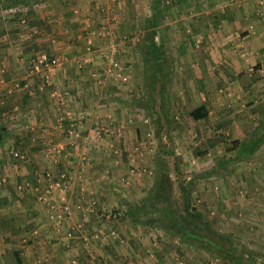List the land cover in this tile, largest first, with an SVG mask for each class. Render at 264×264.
<instances>
[{
  "label": "crops",
  "instance_id": "crops-1",
  "mask_svg": "<svg viewBox=\"0 0 264 264\" xmlns=\"http://www.w3.org/2000/svg\"><path fill=\"white\" fill-rule=\"evenodd\" d=\"M3 1L0 0V107L5 106L3 124L11 131L4 144L11 147L10 152L14 144L22 145L26 140L36 145L58 141L71 145L64 153L63 168L57 174L51 168L37 167L36 160L47 159L48 152L31 151L30 147L26 161H33L29 160L27 165L18 163L6 169L5 157L0 160V177L3 183L7 181L6 186H2L0 181V264H168L160 258L163 254L161 249L147 246V235L142 228L137 232L131 230L133 225L131 218L128 219L125 214L124 200L117 199L114 193L117 189L109 181L106 166L113 162V158L107 148L114 138L109 134L104 136L108 129L98 131V126L108 128L111 125L108 120L104 124L102 117L107 113L109 117L112 108L92 101V98L88 102L67 104V108L51 103L52 90H55L53 85L70 89L73 99L78 95L83 100L85 96L95 95L99 88L95 83H100L101 78H114L105 71L111 64L108 45L112 43L118 47L113 48L117 53L115 60H127V54L123 52L128 46L122 47V43L129 40L123 42L121 38L129 37L122 33L131 34L137 28L145 32L151 9L138 22V18H135L138 13L134 14L130 9L137 5V0H17L12 6H6ZM194 3L195 0H171L169 4L165 0L160 11L156 12L159 18L156 43L158 36L165 47L168 43L171 46L170 38L173 44L175 39L176 44H172L168 55L173 62L186 63L182 54H191L186 51L192 37L182 36L183 31L188 30L186 26L193 28L196 23L192 18L198 10ZM10 12L15 14L12 16ZM182 13L187 17L174 20L173 17L184 15ZM249 14L252 13L244 6H226L220 10L218 21L213 26L229 30V23H233L236 29L234 33L240 31L243 35L245 29L240 30L241 23ZM179 20L180 25L176 30L175 24L169 25ZM204 21L202 27H209L211 22ZM254 23L255 30L246 36L254 37L258 44L256 48L242 40H237L239 44H233L230 40L220 39V55L217 54L215 59L210 48L209 53L203 52L201 61L192 57L191 65L188 61L181 67V77L184 76L185 81L187 76L190 77V81L186 82L189 93H195V86L201 89V94L207 93L202 83L218 77L212 74L218 61L219 64L223 63L225 69V74L219 76L221 83L240 89V77H247L251 73L241 72L244 71L243 58L250 55L249 52L256 55V61L260 64L251 75L258 79L252 81L250 87L257 88L264 83V29L260 30L264 27H260V22ZM101 28L114 32V37L96 38L92 35ZM89 36L94 39L93 50L86 53ZM142 36L138 38L136 35L132 39L141 41ZM201 41L202 45L205 41L211 47L204 38ZM214 45L217 47L216 42ZM243 45L245 48L239 49ZM234 46L235 53L232 51ZM119 47L123 49L119 51ZM41 54H46L49 60L56 58L58 65L51 68L43 64L37 66ZM77 58L81 59V65L75 64ZM140 65L144 73L143 61H140ZM188 68L194 75L195 86L190 83L189 71H184ZM13 85L18 88H13ZM45 85L51 86L46 88ZM9 99H12V104H7ZM92 129H95L94 133ZM71 130L73 133H70ZM36 145L32 146L35 148ZM62 204L70 208L66 218L58 222L51 220V210ZM5 211L11 215V220L8 219L10 215L5 216ZM68 231L72 232V236L67 235Z\"/></svg>",
  "mask_w": 264,
  "mask_h": 264
},
{
  "label": "rangeland",
  "instance_id": "rangeland-1",
  "mask_svg": "<svg viewBox=\"0 0 264 264\" xmlns=\"http://www.w3.org/2000/svg\"><path fill=\"white\" fill-rule=\"evenodd\" d=\"M168 1L170 4L171 0ZM3 2L7 4L6 0ZM149 2L150 0H137V5L132 6L133 8L130 7L132 13H138L135 17L138 18V22L141 16L149 14L148 9H151L152 0L151 3ZM195 2L194 5L198 10L192 18L196 20V23L193 28L190 25V28L186 26L188 30H184V36H182L183 38H187V35L192 37V41L189 43L192 47L188 46L186 51L187 53L191 52V54H182V58L184 57L187 61L186 63L183 62V59L184 64L180 61L175 62V60L173 62L168 56L171 52L170 47L176 44L175 39L173 40L175 44H173L172 39L167 35L166 38H170L168 41L171 46L167 42L168 46L165 47L164 42L158 36V44L164 51V59L160 61L158 68L163 69L164 71H161L165 72L168 77L165 83L168 91L165 98L161 100L168 118L163 119L164 125L159 134H157V125L154 122V111L152 112L150 109L152 104L148 92L150 89L146 85L145 74L141 71L140 61H143L144 56L140 51L141 41L133 40L136 35L138 38H141V34L144 36V32L139 28L131 34H129L130 32L122 33L129 38L122 39V37L121 41H129L122 43V47L127 45L128 48L124 47L126 51L123 52V54H127V60L120 61L121 63L118 61L122 66L121 77H109L106 80L101 78L100 83H95L99 86L95 95L85 96L83 100L78 95L73 99L74 97H71L73 92L70 89H62L58 85H53L55 90H52L54 95H52L51 103L63 105L67 108V104L88 102L92 98V101H98L99 104L112 108L109 117L108 113L103 117L100 115L104 120V124L108 120L111 121V125L108 128L106 126L101 128L99 125L100 130L98 131L104 132L108 129L104 136L109 134L114 138V141L108 145L109 147H106L112 155L110 157L113 158L112 165L110 163L106 166V169H108L109 181H112L113 186L117 189L114 193L117 199L124 200L126 211L130 205L136 206V204L142 203L153 186L157 166L161 162L160 166L167 169L170 174V203L175 209L182 211L181 190L178 179L192 180V205L202 212L204 218L211 223L213 230L224 236H229L230 241L233 243V252L243 259L249 258L247 264H264V137L251 153L243 155V157L238 155V146L232 144L233 141H237L245 146L250 145L261 134L260 124L264 123V83L257 86V88L247 86L251 80L250 78H252L248 75L247 77L241 76V80H238L241 86L240 89L232 87L231 84H223L219 76L225 74V69L223 63L219 64L218 61L213 69L215 72L212 73L214 77H218L202 83V87L207 88V93H200L201 89L195 86V80L192 79L194 76L192 71L190 72L189 68L184 69L185 72L189 71L190 83L195 86V93L192 94L187 91L186 83L190 81V77L187 76L185 81L184 76L181 77L179 73L182 70L181 67L188 64V61H190V65L192 64L190 58L196 57L201 61L203 52L209 53L210 48L214 59L217 54L220 55L218 43L220 39L230 40L233 44H239L237 40H242L248 46L252 48L255 46L256 48L258 44L254 37L251 35L246 36V34L255 30L254 26L256 25L254 22H260V27H264V0H195ZM226 6L232 8L244 6L249 13H252L248 17L246 16L248 19H243L241 23L240 30L245 29L243 31L245 34H240V31L235 34L236 29L233 23H229V30L213 26L215 21H218L220 10ZM180 8L182 11L183 7ZM203 10H206V12L203 13ZM10 14L13 16L15 13L10 12ZM186 15L173 18L176 20L187 17ZM204 20H209L212 25L210 24L211 26H206V28L202 27L204 26ZM175 22L169 23V25L175 24L176 30L180 25V20ZM262 29L264 28L260 30ZM175 30L171 32L174 34ZM108 32L107 37H114V32ZM167 32L169 33V31ZM243 36L246 37L242 38ZM163 38L166 40L165 37ZM202 38L207 40L211 47L205 41L202 45ZM209 40L211 41L209 42ZM215 42L217 47L214 45ZM244 46L242 48L239 46V49L243 50ZM114 47L112 43L108 45L109 55L110 50ZM115 48L118 49V47ZM121 48L119 47V51ZM235 49V46L232 47L234 53ZM92 50L93 48H91ZM86 53H88V50H86ZM249 53L250 55L243 58V66L241 64L244 70L241 72L244 74L255 72V67L259 64L256 61V55ZM112 56H117V53ZM196 58L195 60H197ZM76 61L75 64L81 65V59L77 58ZM221 71L223 72L221 73ZM19 86L22 85L19 84ZM45 86L49 88L51 85ZM12 87L18 88L14 85ZM69 98H71V101ZM154 99L157 108L160 103V96L157 92L154 93ZM8 101L7 104L13 103L12 99ZM201 103L208 106L209 116L204 120L194 121L189 117L188 111L192 106ZM5 112L0 113V123H3L2 118L6 115ZM92 130L94 133L95 129ZM70 133H73V131L71 130ZM208 138L218 139L216 145L210 148L205 156L197 157L193 152L194 148L201 146L204 149L207 144L205 141ZM32 145H36V143L33 141L30 143L26 140L22 145L20 143L14 144L11 152V147L9 146V148L8 144L1 145L0 160L5 157L3 161H7L4 163L6 169H8V166L13 167L18 163L27 165V163L32 162L31 159L26 161L30 154L28 151L30 147L31 151L33 149L42 150L44 154L48 152L47 159L36 160V165L41 169L44 167L51 168L57 174L58 170L61 171L63 168V156L65 151L68 150V145L71 144L58 141L40 143L35 148ZM14 152H18L22 157L15 156ZM178 156L181 157V160L178 162L180 176L177 177L175 163ZM106 178H103V180ZM1 179L2 176L0 177L2 186H6L7 181L3 183ZM156 200L154 199V201ZM158 203L159 207L162 206V203L159 201ZM9 215L6 212L5 216ZM127 216L128 219L131 218L129 215ZM158 216V213L152 211L147 214H140L142 221L140 223L133 222L130 219L133 225L131 230L137 232L142 228L147 235V246L152 249H161L163 254L160 258H163L164 263L240 264L238 260H230L233 253H224L223 255L226 256L221 257L219 256V254H222L221 250L214 249L207 242H197L189 238L183 240L179 234H174L171 230L167 231L158 224H145L146 218ZM8 219H12L11 215Z\"/></svg>",
  "mask_w": 264,
  "mask_h": 264
},
{
  "label": "trees",
  "instance_id": "trees-1",
  "mask_svg": "<svg viewBox=\"0 0 264 264\" xmlns=\"http://www.w3.org/2000/svg\"><path fill=\"white\" fill-rule=\"evenodd\" d=\"M6 6L15 5L17 0H6ZM165 0H152L151 5V15L147 18V22L145 26L147 30L144 32V36L140 43V51L143 56V64H144V74L146 79V85L150 89V99L151 106L150 109L152 112L154 111L155 118L154 122L157 125V134H159L160 129L163 128V119L168 118L167 113L163 108V98L167 94V74L162 72L158 66H160V61H162L163 53L162 47L156 43L155 36L157 34L156 27L159 24V18L156 12L160 11L162 2ZM257 68V66H256ZM164 71V70H163ZM162 72V74H161ZM253 73V72H252ZM252 73L249 74L251 80L248 83V86L251 85L252 81L258 79V77L251 76ZM161 74V75H160ZM247 76V75H245ZM162 80V81H160ZM157 92L160 96V103L158 107H155L154 103V93ZM5 110L4 107H0V113ZM188 115L194 121L204 120L209 116V108L205 103L194 105L188 111ZM261 126V134L255 138L250 145H244L237 141H233V145H237V149L239 150L238 155H248L252 152V150L256 147L258 143L262 141V137H264V123L260 124ZM11 131L7 128L6 124L0 123V146L5 143V141L10 137ZM218 139L208 138L205 142H207L206 146L201 148V146H196L193 150L194 154L197 157L205 156L208 150L216 145ZM241 146V147H240ZM177 162L175 163V171L177 173V177L180 176L178 162L181 160V157H177ZM157 170L155 173V180L153 182V186L150 188V191L144 197L142 203L136 204V206H129L126 215H129L133 222H142L140 218V214H147L148 212H156L159 214L158 217H148L144 221L145 224L155 225L158 224L165 230H171L174 234H179L181 239H192L197 242H207L214 249L221 250L222 254L219 256L224 257V253L231 254L230 260L236 261L240 264L249 263V258L243 259L239 255L233 252V243L230 241L229 236H224L220 234L218 231L213 230L211 223L204 218L202 212L195 208L192 205V180L185 181V179H178V185L181 190V208L180 212L178 209H175L170 203V190L171 182H170V174L167 169L163 168L161 162L158 163ZM167 192V194H166ZM154 199H157L154 201ZM158 201L162 203V206H158ZM173 207V208H172ZM116 211V210H114ZM217 238V239H216ZM225 240V241H224ZM254 264V263H251Z\"/></svg>",
  "mask_w": 264,
  "mask_h": 264
},
{
  "label": "built area",
  "instance_id": "built-area-1",
  "mask_svg": "<svg viewBox=\"0 0 264 264\" xmlns=\"http://www.w3.org/2000/svg\"><path fill=\"white\" fill-rule=\"evenodd\" d=\"M92 35L97 37H107L109 35L108 31H105L104 28L95 30ZM94 44V39L92 36H89L87 38V42H86V50L91 51V48L93 47ZM110 63L109 66L106 68V71L108 73H110L111 75L114 76V78L117 77H121V73H122V66L118 63L117 60L114 59V57L112 56L113 53L115 52V50H113V48L110 50ZM44 65L46 67L51 68V66H55L58 64L57 59L56 58H52V59H48V56L46 54H41L36 62V65ZM38 68V67H37ZM123 79V78H122ZM124 80V79H123ZM14 155L17 157H22L21 154H19L18 152H14ZM70 212V208L67 204H62L59 205V207H54L51 210V213L49 215L50 219L53 221H61L62 219L66 218L67 214ZM68 236H72V232L68 231L67 232Z\"/></svg>",
  "mask_w": 264,
  "mask_h": 264
}]
</instances>
